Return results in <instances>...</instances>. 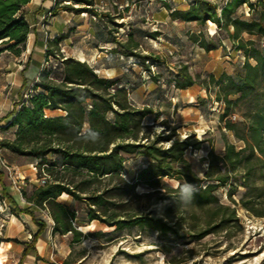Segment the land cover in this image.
Masks as SVG:
<instances>
[{"label": "trees", "instance_id": "trees-1", "mask_svg": "<svg viewBox=\"0 0 264 264\" xmlns=\"http://www.w3.org/2000/svg\"><path fill=\"white\" fill-rule=\"evenodd\" d=\"M30 2L0 0V53L9 51L20 56L26 50L31 33L26 17ZM164 6L172 20L196 22L202 28L198 34H191V39L205 51L223 47L222 40L205 31L208 22H212L219 33H224V39L244 54L238 80L222 74L201 81L209 92L215 88V101L222 105L220 122L243 145L237 146L225 138L223 154H218L212 145L207 167L197 172L187 152L201 149L206 140L194 135L181 138L178 128L151 134L153 125H146L145 119L154 114L152 108L134 105L125 85L99 76L87 61L52 50L65 36L48 40L37 80L29 88L23 80L21 88L28 91V97L22 98L8 114L6 127L14 128L16 137L0 142L14 154L37 160L39 178H43V183L34 186L26 200L29 206L24 208L10 194L7 176L0 170L2 195L11 206V214H27L38 227L19 264H24L31 251L40 257L36 246L48 224L38 218L35 208L48 211L53 235L72 234L76 243L87 237L76 225L78 221L97 222L114 231L137 227L199 241L238 224L239 207L264 217V49L255 39L245 37L264 39V0H194L183 9H172L168 2ZM243 6L254 13L251 18L239 14ZM61 11L106 19L109 31L104 42L115 45L112 54L137 58L146 67L154 60L139 50L140 43L132 31L126 39L118 37L119 29L126 24L117 20L124 17L98 12L96 0H55L50 15L56 17ZM52 59L56 65L50 66ZM196 82L187 66L177 70V88L187 89ZM242 103L253 107L244 114V128L240 129L231 115ZM158 118L156 115L155 120ZM88 126L100 133L98 141L83 139ZM133 157H139L142 165L129 182L124 172ZM168 180H175L177 186ZM185 182L198 189L190 199L181 196ZM221 189L227 190L230 203L217 195ZM240 189L243 192L237 199ZM63 195L71 202H60ZM4 241L0 236V244Z\"/></svg>", "mask_w": 264, "mask_h": 264}, {"label": "rangeland", "instance_id": "rangeland-1", "mask_svg": "<svg viewBox=\"0 0 264 264\" xmlns=\"http://www.w3.org/2000/svg\"><path fill=\"white\" fill-rule=\"evenodd\" d=\"M192 1L96 0L98 12H111L114 16L124 17L117 20L126 24L117 35L126 39L129 31L134 33L140 43L139 50L153 56L154 60L147 64L148 67L137 58L111 53L115 45L104 42L109 31L106 19L68 11H61L57 18L50 13L42 19L36 18L33 21L37 24L34 28L41 29L34 30L35 36L41 39L36 48L32 33L26 50L20 56L9 51L0 53V142L16 137L15 129L6 126L9 112L19 105L28 92L21 88L19 82L22 77L32 81L41 64H44V40L63 35L66 39L58 46L53 45L52 50L87 61L95 70H99L96 71L99 76L117 79L120 85H125L134 105L153 109L154 114L145 119L146 125H153L151 134L178 128L181 138L194 135L199 140H206L201 149L187 152V158L197 172L207 167V156L212 145L218 154L224 153L226 139L242 146L243 143L220 122L222 105L215 101V88L212 87L209 92L201 81L210 75L218 78L222 74L238 80L237 74L245 62L244 54L236 51L231 41L224 39V33H219L212 22H208L205 31L217 40H222L223 47L211 52L205 51L191 39V34H198L202 28L196 22L172 20L169 9L164 6L168 2L172 9H183ZM35 8V5L27 7L31 20ZM239 14L251 18L254 13L248 6H243ZM47 25L51 26L50 29ZM152 34L157 35L153 37ZM245 37L255 39L259 47L264 49V39L248 35ZM53 65H56L54 59L50 63V66ZM182 66H187L197 80L187 89H179L175 85V74ZM29 87L30 84L27 85ZM252 107L251 104L242 103L231 115V120L240 129L244 128V114ZM156 115L159 116L158 120H155ZM128 162L130 166L124 172V178L130 182L142 165V160L133 157ZM0 170L7 176L10 194L22 207H28L26 200L34 186L43 183V178H39L41 170L38 161L14 154L0 145ZM168 182L177 186L175 180ZM240 190L237 199L243 192V189ZM139 191H144V188H139ZM2 193L0 185V236L6 240L0 244V264H19L26 244L38 228L30 216L12 215L11 206ZM217 195L221 201L230 203L226 189L219 190ZM59 201L70 203L71 199L63 195ZM34 210L38 218L47 221L48 229L36 246L40 257L37 258L36 252L31 251L24 264H264V217H257L240 207L238 224H232L227 230L210 234L199 241L181 240L173 235L163 236L156 231L137 227L114 231L97 222L78 221L76 225L87 235L79 243L74 241L72 234L53 235V220L48 211L38 208Z\"/></svg>", "mask_w": 264, "mask_h": 264}, {"label": "crops", "instance_id": "crops-1", "mask_svg": "<svg viewBox=\"0 0 264 264\" xmlns=\"http://www.w3.org/2000/svg\"><path fill=\"white\" fill-rule=\"evenodd\" d=\"M126 1H128V0H126ZM55 4V0H31V2L27 5V7L29 8V7H31L32 5H35L36 6V8H35V10H34V18H32V20L30 19V17H29V14H27L26 15V17H27V20H28V22L30 23V26H31V33H30V35L33 33V35H34V40H33V42H34V45H35V48L38 46V44H40V41H41V39H40V37L39 36H35V32H34V30H41V29H38V28H34L37 24L35 23V22H33V21H35V19L36 18H43V17H45V15L47 14V13H49L50 12V10L54 7L53 5ZM114 4H116V2H114ZM60 16V15H59ZM58 17V16H57ZM57 17H55V18H57ZM92 17L93 18H96V17H94L93 15H92ZM47 27H48V29H50V25H47ZM91 29V28H90ZM52 30H55L54 28H52ZM29 35V36H30ZM39 35V34H38ZM28 43V42H27ZM46 48H47V40H44V46H43V49H44V51H46ZM42 66H43V64H41V66H40V68H39V71H38V73H37V75L35 76V78L34 79H32V81H27V85H29L30 84V87L33 85V83L37 80V78H38V75H39V72L41 71V68H42ZM97 72H99V70L97 69ZM22 74H23V72H22ZM23 80H24V78L22 77V81L21 82H19V85L20 84H22L23 83ZM0 125H1V123H0ZM17 201V200H16ZM19 203V202H18ZM21 206V205H20ZM22 207V206H21ZM23 215V214H22ZM24 215H27V214H24ZM27 216H29V215H27ZM30 218H31V216H30ZM32 219V218H31ZM33 222V221H32ZM35 225V224H34ZM36 226V225H35ZM37 227V226H36ZM38 228V227H37ZM38 231V230H37ZM36 231V232H37ZM35 232V233H36Z\"/></svg>", "mask_w": 264, "mask_h": 264}, {"label": "clouds", "instance_id": "clouds-1", "mask_svg": "<svg viewBox=\"0 0 264 264\" xmlns=\"http://www.w3.org/2000/svg\"><path fill=\"white\" fill-rule=\"evenodd\" d=\"M88 128H89L88 134L83 139L91 142L98 141L100 139V133L96 130H93L90 126H88ZM197 191L198 189L196 186L185 182L181 188V196L183 199H190Z\"/></svg>", "mask_w": 264, "mask_h": 264}, {"label": "built area", "instance_id": "built-area-1", "mask_svg": "<svg viewBox=\"0 0 264 264\" xmlns=\"http://www.w3.org/2000/svg\"><path fill=\"white\" fill-rule=\"evenodd\" d=\"M26 97H28V95H26ZM8 168V167H7Z\"/></svg>", "mask_w": 264, "mask_h": 264}]
</instances>
